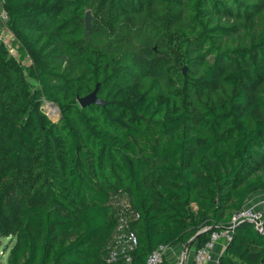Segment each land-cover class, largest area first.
<instances>
[{"label": "trees", "instance_id": "trees-1", "mask_svg": "<svg viewBox=\"0 0 264 264\" xmlns=\"http://www.w3.org/2000/svg\"><path fill=\"white\" fill-rule=\"evenodd\" d=\"M4 7L20 53L0 45L8 264H146L161 245L197 250L224 228L219 264H264V229L231 228L264 190V0ZM97 84L107 105L82 108ZM122 209L137 245L108 262Z\"/></svg>", "mask_w": 264, "mask_h": 264}, {"label": "built area", "instance_id": "built-area-1", "mask_svg": "<svg viewBox=\"0 0 264 264\" xmlns=\"http://www.w3.org/2000/svg\"><path fill=\"white\" fill-rule=\"evenodd\" d=\"M0 20L2 25H0V45H4L8 48L10 54L13 57H20L19 45L16 43V39L12 32L8 29L9 17L5 11L0 13ZM27 64L30 63L29 58L25 59ZM138 217V214L136 215ZM241 221H250L254 224L255 228L258 230L264 229V200L258 206H244L241 210L236 212L231 220V228ZM232 238V233L230 228H224L222 230L214 231L211 234L209 241L206 244L197 249L193 255L192 264H206L211 260V253L214 245L223 240L224 242ZM137 245L136 235L129 229L128 217L125 211L122 209L119 212L118 226L114 233V241L110 246V251L108 255V262L115 261L120 254L128 256V252L133 250ZM169 249L167 246H159L155 251H153L146 264H163L166 252ZM127 263L129 264L131 259L127 257Z\"/></svg>", "mask_w": 264, "mask_h": 264}, {"label": "crops", "instance_id": "crops-1", "mask_svg": "<svg viewBox=\"0 0 264 264\" xmlns=\"http://www.w3.org/2000/svg\"><path fill=\"white\" fill-rule=\"evenodd\" d=\"M5 2L6 0H0V13L2 11H5ZM0 25H2V22L0 20ZM264 200V190L259 191L255 194H253L247 201L245 206H258L260 203ZM184 247V246H183ZM180 247H173L169 248L166 252L165 261L167 264H192L193 261V255L195 252V246H191L188 249V254L186 257H184L183 252L184 249ZM226 253V246L225 242L223 240L218 241L212 250L211 253V260L208 261L206 264H219V261L222 256H224ZM237 264H240L237 261Z\"/></svg>", "mask_w": 264, "mask_h": 264}, {"label": "water", "instance_id": "water-1", "mask_svg": "<svg viewBox=\"0 0 264 264\" xmlns=\"http://www.w3.org/2000/svg\"><path fill=\"white\" fill-rule=\"evenodd\" d=\"M84 23H85V36L87 41L90 40V30H91V24H92V15H91V11H87L85 18H84ZM187 68L184 67L183 68V72L184 74H186ZM98 87L99 84H97L96 89L91 92L90 94L83 96V97H79L78 98V103L82 108H86L88 106L91 105H98V106H102L105 107L107 105V103L105 101H103L102 99L99 98L98 96ZM250 222V221H247ZM251 223V222H250ZM192 241H189L185 246H184V253L186 254L189 247L192 245Z\"/></svg>", "mask_w": 264, "mask_h": 264}, {"label": "rangeland", "instance_id": "rangeland-1", "mask_svg": "<svg viewBox=\"0 0 264 264\" xmlns=\"http://www.w3.org/2000/svg\"><path fill=\"white\" fill-rule=\"evenodd\" d=\"M42 109L47 113V115L53 120L56 121L59 119L60 111L57 106L50 104L49 102H44ZM57 110V115H52V111ZM56 112V111H55ZM13 245V240L8 238L0 237V264H8V255L11 246Z\"/></svg>", "mask_w": 264, "mask_h": 264}, {"label": "clouds", "instance_id": "clouds-1", "mask_svg": "<svg viewBox=\"0 0 264 264\" xmlns=\"http://www.w3.org/2000/svg\"><path fill=\"white\" fill-rule=\"evenodd\" d=\"M50 104H51V103H50ZM179 247L182 248L181 246H179ZM183 249H184V247H183ZM195 251H196V249H195ZM187 254H188V251H187L186 254L183 252L184 257H186ZM163 264H164V262H163Z\"/></svg>", "mask_w": 264, "mask_h": 264}, {"label": "bare ground", "instance_id": "bare-ground-1", "mask_svg": "<svg viewBox=\"0 0 264 264\" xmlns=\"http://www.w3.org/2000/svg\"><path fill=\"white\" fill-rule=\"evenodd\" d=\"M55 111H52V115H54V116L57 115V110H55Z\"/></svg>", "mask_w": 264, "mask_h": 264}]
</instances>
